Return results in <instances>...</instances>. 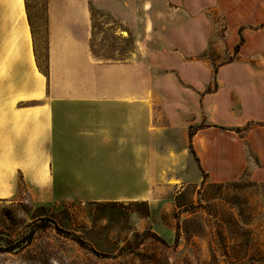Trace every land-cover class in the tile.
Wrapping results in <instances>:
<instances>
[{
    "label": "rangeland",
    "instance_id": "obj_1",
    "mask_svg": "<svg viewBox=\"0 0 264 264\" xmlns=\"http://www.w3.org/2000/svg\"><path fill=\"white\" fill-rule=\"evenodd\" d=\"M51 1L62 0H22L38 65L47 66L50 35L56 62L67 65L52 88L68 99L56 119L61 151L25 181L16 168L26 154L3 151L0 137V264H264V148L254 147L264 140V0L262 23L232 27L220 0H186L191 9L174 0H75L89 7L83 37L96 69L139 65L134 88L148 86L138 151L92 130V114L75 103L107 75L76 72L84 65L73 50L78 35L50 34ZM185 14L192 33L208 36L183 71L153 54L163 50L154 37L173 34ZM191 67L210 76L202 90L186 83ZM164 80L168 91L152 86Z\"/></svg>",
    "mask_w": 264,
    "mask_h": 264
},
{
    "label": "crops",
    "instance_id": "obj_2",
    "mask_svg": "<svg viewBox=\"0 0 264 264\" xmlns=\"http://www.w3.org/2000/svg\"><path fill=\"white\" fill-rule=\"evenodd\" d=\"M174 1L183 8L191 9L186 0ZM261 1L220 0V3L232 27L244 23L246 18V22L251 25L262 23L258 17ZM187 13L192 14V12ZM192 21L185 14L173 34L166 32L161 37L155 36L156 49L163 48V50L154 53L153 56L158 54L166 62L173 58L172 62L180 65L182 69L184 67L182 63L187 58L204 51L208 35L200 28L196 29L197 33H192ZM27 22L22 0H0V34L3 40L0 44V137L3 151L26 154L16 168L17 172L22 173L25 181H29L40 168L44 167L43 157L52 159V153L61 151L58 150L57 143L58 134L62 132L64 123L56 122V119L58 113L63 112L68 106L67 98H61L52 93L54 72H57L58 65H64L58 64L54 58L51 35L47 55L48 76H45L38 68ZM2 23H4L3 27ZM90 23L89 7L84 1L62 0L51 1L49 4L50 34L58 30L67 33L72 29V33L78 35V37H72L76 42L73 50L82 58L84 65L75 67L76 72L88 76L94 73L98 75V72L103 70V73L107 75L105 82L96 79L94 85L86 87L88 92L83 89L81 91L84 94L83 97L77 98L75 103L85 108L87 113L92 114V130L100 132L104 129L109 133V137H123L122 143L138 151V147H143V142L145 143L143 134L147 135L149 128L148 122L143 120V112L146 114H144L145 117L148 115L146 106L149 101L148 92L146 91V95L142 94L144 88L148 89L147 83H145L146 86L140 87L142 92L134 88L136 87L134 83L138 82L139 77L134 76V67L139 65L132 63H110L96 69L95 65L98 63L90 55L88 37H83L84 33L87 34ZM158 62L160 64V60ZM187 63L192 65L194 62L189 60ZM178 70L181 73L185 71L179 68ZM186 76L189 78L186 83L195 90L205 88L210 78L209 75L200 71L192 75V67ZM152 83V86L159 84L165 92L172 87L165 80ZM95 92H98L97 95L91 94ZM156 99L162 103L165 97L161 95ZM134 112L140 113L142 117L138 119L134 116ZM261 127H264V123ZM254 147L261 151V148H264V140L259 145L254 143ZM31 153L35 154L32 157L34 167L31 166V158L27 157V154ZM261 175L264 176V173ZM259 178L262 179V177Z\"/></svg>",
    "mask_w": 264,
    "mask_h": 264
},
{
    "label": "trees",
    "instance_id": "obj_3",
    "mask_svg": "<svg viewBox=\"0 0 264 264\" xmlns=\"http://www.w3.org/2000/svg\"><path fill=\"white\" fill-rule=\"evenodd\" d=\"M121 63H123V62H121ZM38 68L40 69V71L45 75V76H48V67L46 66L45 68H42V67H40L39 65H38ZM145 238L147 239V240H152V241H161V243H163V244H166L165 242H164V240H161L158 236H156L155 234H152L151 232H147V233H145ZM0 251H1V249H0Z\"/></svg>",
    "mask_w": 264,
    "mask_h": 264
}]
</instances>
